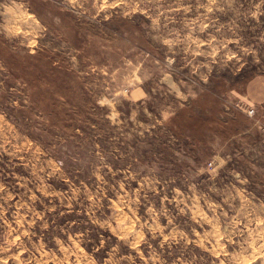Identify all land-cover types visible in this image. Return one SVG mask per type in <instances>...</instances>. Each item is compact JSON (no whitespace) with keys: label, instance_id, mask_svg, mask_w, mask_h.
Wrapping results in <instances>:
<instances>
[{"label":"rangeland","instance_id":"obj_1","mask_svg":"<svg viewBox=\"0 0 264 264\" xmlns=\"http://www.w3.org/2000/svg\"><path fill=\"white\" fill-rule=\"evenodd\" d=\"M0 264H264V0H0Z\"/></svg>","mask_w":264,"mask_h":264},{"label":"built area","instance_id":"obj_2","mask_svg":"<svg viewBox=\"0 0 264 264\" xmlns=\"http://www.w3.org/2000/svg\"><path fill=\"white\" fill-rule=\"evenodd\" d=\"M253 111H254L253 109L252 110H249V114H253Z\"/></svg>","mask_w":264,"mask_h":264}]
</instances>
